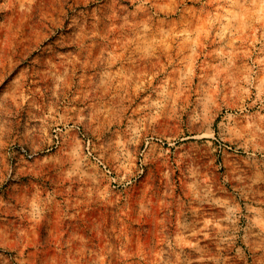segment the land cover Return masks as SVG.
Here are the masks:
<instances>
[{
    "label": "rangeland",
    "instance_id": "374dc122",
    "mask_svg": "<svg viewBox=\"0 0 264 264\" xmlns=\"http://www.w3.org/2000/svg\"><path fill=\"white\" fill-rule=\"evenodd\" d=\"M0 264H264V0H0Z\"/></svg>",
    "mask_w": 264,
    "mask_h": 264
}]
</instances>
